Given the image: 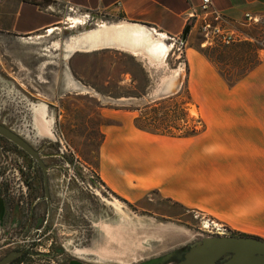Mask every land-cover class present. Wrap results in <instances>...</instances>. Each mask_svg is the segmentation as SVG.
Returning a JSON list of instances; mask_svg holds the SVG:
<instances>
[{"label": "rangeland", "instance_id": "1", "mask_svg": "<svg viewBox=\"0 0 264 264\" xmlns=\"http://www.w3.org/2000/svg\"><path fill=\"white\" fill-rule=\"evenodd\" d=\"M54 13V24L36 34L0 36V126L24 140L48 167L44 201L39 168L26 157V215L13 221L7 215L0 227L21 248L26 264H173L203 239L252 237L165 199L156 188L139 190L136 174L128 170L136 155L125 170H115L119 160L103 144L108 135L173 142L200 133L198 87L192 82L198 68L187 60L196 53L229 90L261 63L256 51L264 46V35L250 29L254 25L242 26L254 39L226 48H201L196 36L184 48L180 38L172 43L161 36L170 50L165 60L149 64L116 48L65 53L72 37L101 25L132 23L104 11L56 7ZM68 18L84 25L70 28ZM258 20L264 28V18ZM182 109L185 120L171 118ZM136 120L157 130L141 131ZM189 130L194 133L181 135ZM22 156L0 139V168L9 170L7 175ZM107 179L120 188H111ZM12 194L18 202L17 188ZM205 223L216 227L205 229Z\"/></svg>", "mask_w": 264, "mask_h": 264}, {"label": "crops", "instance_id": "2", "mask_svg": "<svg viewBox=\"0 0 264 264\" xmlns=\"http://www.w3.org/2000/svg\"><path fill=\"white\" fill-rule=\"evenodd\" d=\"M210 1L226 18L229 28L243 34L249 30L240 25L244 14L264 18V0ZM199 2L0 0V36L21 39L36 34L54 24L56 7L66 6L86 12H109L167 40L181 38L188 27L185 48L195 37L185 15ZM250 29L264 35V28L258 25ZM250 35L245 36L254 39ZM256 52L262 55L261 63L229 90L223 89L224 84L196 53L191 54L194 56L189 57L187 65L198 68L192 82L198 87L200 133L172 139L173 142L108 135L103 149L116 154L120 163L116 161L115 170H125L132 163V155H136L131 169H127L136 174L139 190L156 188L165 199L264 242V50ZM210 86L214 90L206 92ZM211 91L217 92L212 95ZM128 156L130 160H126ZM105 181L113 189L120 188L112 179Z\"/></svg>", "mask_w": 264, "mask_h": 264}, {"label": "water", "instance_id": "3", "mask_svg": "<svg viewBox=\"0 0 264 264\" xmlns=\"http://www.w3.org/2000/svg\"><path fill=\"white\" fill-rule=\"evenodd\" d=\"M188 31L186 27L181 36L184 41ZM0 137L19 148L32 159L42 172L44 196L47 198L46 171L38 152L33 150L24 140L0 126ZM0 207V221H1ZM13 254L0 260L7 264ZM173 264H264V242L251 237H214L201 240L190 246L182 257Z\"/></svg>", "mask_w": 264, "mask_h": 264}, {"label": "bare ground", "instance_id": "4", "mask_svg": "<svg viewBox=\"0 0 264 264\" xmlns=\"http://www.w3.org/2000/svg\"><path fill=\"white\" fill-rule=\"evenodd\" d=\"M68 21L70 28L84 25V22L78 18H68ZM98 28L95 31L85 32L79 37H72L64 45L65 53H92L106 48H116L133 57L144 58L149 64H155V62L165 60L164 58L170 50L161 36L135 24L101 25ZM52 31L53 29H49L46 33L51 34ZM208 226L216 227L212 223L204 224L205 229Z\"/></svg>", "mask_w": 264, "mask_h": 264}, {"label": "built area", "instance_id": "5", "mask_svg": "<svg viewBox=\"0 0 264 264\" xmlns=\"http://www.w3.org/2000/svg\"><path fill=\"white\" fill-rule=\"evenodd\" d=\"M68 11L73 10L64 6ZM185 18L190 22V27L194 30L195 36L200 40L199 47H221L226 48L233 44L250 40L243 33L231 30L226 18L220 11L213 8L210 0H200L196 9H191ZM259 18H254L249 14H244L241 26H253L259 23ZM174 42L173 39H168ZM179 44L183 42L179 40ZM264 49V46H261Z\"/></svg>", "mask_w": 264, "mask_h": 264}, {"label": "flooded vegetation", "instance_id": "6", "mask_svg": "<svg viewBox=\"0 0 264 264\" xmlns=\"http://www.w3.org/2000/svg\"><path fill=\"white\" fill-rule=\"evenodd\" d=\"M1 140L6 141L2 137H0ZM8 142V141H6ZM15 150L20 151L22 153V162L19 164V166H15L14 168H11V174L7 175L9 170H5L4 167L0 168V207H1V221H0V227L5 226V219L6 216L9 215L10 218H8L10 221H13V219H17L21 214L26 215V191H27V180H26V157H28L25 153H23L19 148L12 145L10 142H8ZM38 166V165H37ZM45 167V166H44ZM39 168V167H38ZM39 171L41 173V182H42V192H43V199L45 201L44 196V187H43V180H42V172L39 168ZM17 182V184H16ZM13 187L17 188L18 190V202H13L10 199V196H13L12 190ZM47 187V186H46ZM16 192V191H15ZM15 207V205H17ZM23 204V205H22ZM25 218V217H24ZM23 218V219H24ZM12 219V220H11ZM37 220V219H35ZM38 221V220H37ZM1 236L4 237L3 243L0 246V252L1 250L5 251V253L2 251L0 255V260L7 257L10 254H13L12 258L8 261L7 264H26V262L23 259V252L20 247H15V243L12 242L11 239H9L10 234L4 233L2 230L0 231ZM0 236V237H1ZM9 249L6 251V249Z\"/></svg>", "mask_w": 264, "mask_h": 264}, {"label": "trees", "instance_id": "7", "mask_svg": "<svg viewBox=\"0 0 264 264\" xmlns=\"http://www.w3.org/2000/svg\"><path fill=\"white\" fill-rule=\"evenodd\" d=\"M171 118H174L176 121H181V120H185L186 118V112H185V109H182L179 111V113L175 114V113H172V116ZM155 123V122H154ZM134 125L137 129L141 130V131H156L157 130V127H155V125L153 124H150L148 122H145L143 123L142 120H136L134 121ZM194 132L192 130H189V131H186L184 132L183 134H181L182 136H188V135H191L193 134ZM124 204H126V202H123ZM254 239H257V238H254ZM259 240V239H258Z\"/></svg>", "mask_w": 264, "mask_h": 264}]
</instances>
